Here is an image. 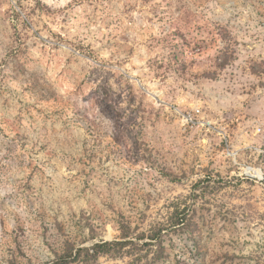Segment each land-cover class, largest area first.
<instances>
[{"label":"rangeland","instance_id":"1","mask_svg":"<svg viewBox=\"0 0 264 264\" xmlns=\"http://www.w3.org/2000/svg\"><path fill=\"white\" fill-rule=\"evenodd\" d=\"M114 241L264 264V0H0V264Z\"/></svg>","mask_w":264,"mask_h":264},{"label":"trees","instance_id":"2","mask_svg":"<svg viewBox=\"0 0 264 264\" xmlns=\"http://www.w3.org/2000/svg\"><path fill=\"white\" fill-rule=\"evenodd\" d=\"M184 213V212H181ZM186 218H183L177 222V225H184V220ZM162 230L158 231L157 239L160 240ZM127 242H121V241H114V242H101L99 244H95L91 248H84L79 249L76 251L75 254H73V248H69V250L65 251V254L60 255L56 258V260L52 264H74L78 261V259L81 257L82 253L86 256V258L90 259H96L100 255L104 254H110L115 249H120L125 247ZM71 249V250H70Z\"/></svg>","mask_w":264,"mask_h":264},{"label":"bare ground","instance_id":"3","mask_svg":"<svg viewBox=\"0 0 264 264\" xmlns=\"http://www.w3.org/2000/svg\"><path fill=\"white\" fill-rule=\"evenodd\" d=\"M246 172L251 173L254 177H257V178L262 177V172L259 169L248 168L246 169Z\"/></svg>","mask_w":264,"mask_h":264}]
</instances>
